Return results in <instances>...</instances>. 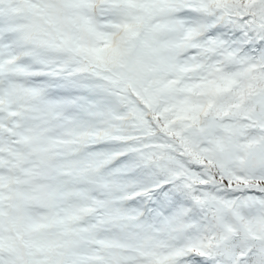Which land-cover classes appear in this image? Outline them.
<instances>
[{
	"label": "snow or ice",
	"instance_id": "obj_1",
	"mask_svg": "<svg viewBox=\"0 0 264 264\" xmlns=\"http://www.w3.org/2000/svg\"><path fill=\"white\" fill-rule=\"evenodd\" d=\"M0 264H264V0H0Z\"/></svg>",
	"mask_w": 264,
	"mask_h": 264
}]
</instances>
